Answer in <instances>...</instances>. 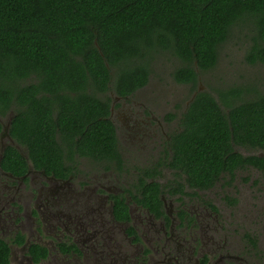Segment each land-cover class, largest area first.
Instances as JSON below:
<instances>
[{"label":"trees","instance_id":"trees-1","mask_svg":"<svg viewBox=\"0 0 264 264\" xmlns=\"http://www.w3.org/2000/svg\"><path fill=\"white\" fill-rule=\"evenodd\" d=\"M247 17L258 40L246 59L264 64V0H0V115L12 111L7 132L22 148L7 144L1 166L65 176L77 158L113 160L110 91L124 95L145 84L149 59L169 50L181 61L174 80L194 87L171 136L170 166L201 189L246 165L264 176V156L236 150L264 149V94L234 102L238 90L218 91L221 106L195 88L230 27ZM141 185L139 200L161 214L159 184ZM116 207L126 214L122 202ZM8 255L0 243V264H10Z\"/></svg>","mask_w":264,"mask_h":264},{"label":"rangeland","instance_id":"rangeland-1","mask_svg":"<svg viewBox=\"0 0 264 264\" xmlns=\"http://www.w3.org/2000/svg\"><path fill=\"white\" fill-rule=\"evenodd\" d=\"M257 40L258 32L252 18L247 17L235 22L230 27L226 39L218 47L215 65L199 73L195 88L211 92L221 106L224 105L217 95L218 91L238 90L239 94L234 97V102L256 98L264 94V64L260 62L250 63L246 59L247 52ZM149 61L151 71L148 83L133 95L134 103L126 102L124 104V101L117 99L116 96H113L111 100V102L115 101L111 118L119 127L118 131L124 141L121 145L126 154L135 158H146L150 153L154 157L158 155L161 146L165 144L163 139L168 136V132L172 130L171 127L175 126V123L167 119L165 114L175 112L179 116L180 111L185 109L194 95V87L174 80L173 71L181 64V61L169 50L154 53ZM117 103H120V106L115 108ZM142 118L146 122L144 124L146 128L139 126L136 134L124 127H133V121L137 123ZM5 119L3 118V120ZM130 134L135 137L134 140ZM236 150L242 154L262 153L264 155V150L242 149V147H236ZM95 164L94 162L89 163L87 160L81 161L80 173L75 175L76 177L72 179L71 183H68L71 188H74L71 193L72 196H76V192L80 190L78 181L88 182L90 185L95 184L96 181L106 184L102 179L111 180L113 178L110 172L99 171L98 168L94 167ZM132 167L133 163L128 162L129 171L132 170ZM245 175L249 180L244 179L243 176ZM164 176L169 177V171L165 170ZM259 177L258 172L241 171L230 185L225 183V178L221 179L214 188L199 192V197L193 198L190 195H185L180 202L178 198L164 196V208L172 217L173 237L179 242L175 243L179 255L178 264H201L198 260L203 254L209 258V262L206 264H264V181H251ZM41 184L47 186L41 188ZM122 184L124 182L120 181L119 185ZM24 188L39 190V200L41 201L49 197L53 203L49 202L46 205L49 208L67 202L57 192H70L66 184H59L43 178L39 173L34 174L33 181ZM90 188V186H86L84 192H89ZM225 195L234 197L236 202L227 201L228 198L225 199ZM202 201H210L215 207H218L219 212L214 213ZM181 205H184L187 211H192L195 219L197 216V223L191 231L190 228H183L178 224L176 214ZM107 207V202L104 203L99 199L93 201L92 198H89L83 209L85 218H82L85 221L83 224H87L88 229L98 231L97 236L104 249L106 250V245L110 246L106 254L100 248L90 245L89 252L80 260L74 258L62 260L59 258L56 263H53L49 258L41 264H137L134 257L139 256L140 246L132 244L126 248L128 239L121 233L120 227L117 230L118 234L123 236V240L120 235L110 238L111 232L104 231V227L108 225L107 222L100 226L90 224L89 220L93 218L99 220V223L100 219L106 221L108 217ZM136 211L137 209L132 210L131 222L137 225L142 244L150 248V241L147 239L149 235L143 228L148 226L159 228L160 221L141 212L142 216L140 217L142 219L143 216H146L143 219L145 221L144 226H142L137 220ZM80 222L79 218L73 217L71 225L80 228ZM244 231L256 235L258 239L257 249L246 242L245 238L242 239ZM94 233L90 237L94 236ZM45 235L46 233H42V240L48 241L49 238ZM171 242L174 241L171 240ZM151 243L156 244L158 242L151 241ZM192 248L194 249L192 250ZM20 254V252L14 254V262L18 263L16 255ZM150 254L153 255L150 264H157V254L153 252ZM19 264H28V262L22 260Z\"/></svg>","mask_w":264,"mask_h":264},{"label":"flooded vegetation","instance_id":"flooded-vegetation-1","mask_svg":"<svg viewBox=\"0 0 264 264\" xmlns=\"http://www.w3.org/2000/svg\"><path fill=\"white\" fill-rule=\"evenodd\" d=\"M147 83L148 81L128 94L118 95L112 90L109 95L111 100L113 96H116L117 99L123 100L124 104L126 102L134 103L133 95L140 89L144 88ZM114 104L115 101L110 102L108 115L110 121L114 125L115 135L117 138L118 156L114 157L113 160L98 161L91 158L80 157L76 159L77 168H73L72 172L65 176H56L54 174L45 173L43 170L36 169L30 164L24 172L14 173L10 170L4 169L0 163V243H3L8 247V258L10 264H19L22 260L27 261L28 264H41L49 258H51L53 263H56L59 258L62 260L65 258L80 260L86 253L89 252L90 245H92V247L94 246L96 248H100L102 251H105L106 254V251L110 249V246L106 245L107 248L105 250L103 244L100 243L99 237L97 236L98 231L95 229L92 231L88 229L87 224H83V222H85L82 219L85 218L83 209L89 198H92L93 201H97L99 199L104 203H108V207L106 209L108 217L106 221L100 219L99 223V220L93 218L89 220L90 224L92 223V225L100 226L103 225L104 222H107L108 225L104 227V231L108 230L111 232L110 238L120 235L123 240V236L118 234L120 227L121 233L126 239H128L126 248H129L132 244L140 246L139 256L134 257L137 264H150V260L153 258V255L150 254L151 252L157 254V264H178L179 255L175 243L179 242L178 239L173 237V229L171 225L172 217L168 215L166 209L164 208V196L178 198L180 202H182L185 195H190V197L193 198L199 197V192L208 191L214 188V186L221 179L225 178V183L230 185L241 171L247 172L248 170H251V172H258L260 177L251 181H264V176L257 168L252 165H246L242 169L234 170L233 174H222L219 181H216L215 184L209 188L201 189L189 186L184 180L183 172L170 166L171 136L180 130L182 113L185 109L180 111L179 116H177L175 112H167L165 114L167 119L175 123V126L171 127L172 130L169 131L168 136L163 139L165 144L161 146V149L156 157L151 156V153L146 158H135L134 156L126 154L124 147L121 145L124 141L118 131L119 127L111 118ZM119 106L120 103H117L115 108H118ZM11 114L12 111H10L8 116L7 114L0 115V159L2 151L7 144H12L20 151L22 150V148L13 141L7 132ZM3 118L6 119L3 120ZM145 123V120L142 118L137 123L133 121V127H124L136 134L139 126L146 128L144 126ZM130 136L133 140L135 139L132 134H130ZM243 148L245 147H242V149ZM257 155L264 156L262 153ZM82 160H87L89 163H96L94 167L98 168L101 172H110L113 178L111 180L107 178L102 179L106 184L96 181L95 184L90 185L88 182L83 183L78 181V188H80V190L76 192V196H72L71 193L74 188H71L68 183H71L72 179L76 177L75 175L80 173V163ZM128 162L133 163L132 170L130 171L128 169ZM88 168L93 170L90 167ZM165 170L169 171V177L164 176ZM36 173L41 174L43 178L48 180L59 184H66L70 192L59 191L57 194L67 202L55 205L53 208H49L46 206L49 202L52 203L49 197H46V199L41 201L39 200V190L25 189L24 187L33 181V175ZM120 176H122V179H120ZM243 177L244 179L249 180L246 175ZM127 178H129V180H127ZM142 180H146L148 182L155 181L159 184L160 190L158 192V196L160 199L161 214H156L151 211L148 206L144 205L142 201L139 200V198L143 195L141 185ZM120 181L124 182V184L119 185ZM45 186L47 185L41 184V188H44ZM86 186L91 187L87 193L84 192V188ZM224 198H228L227 201L236 202L234 197H228L225 195ZM120 202L126 206L124 210L127 215H123V213L117 210L116 206L120 204ZM202 202L214 213L219 212L218 207H215L210 201ZM135 209H137V220L142 226H144L145 221H143V219L146 216L160 221L159 228H150L149 226L143 228L149 235L147 239L150 241V248H147L142 244V238L139 235L137 225L134 222H131L132 210ZM141 212L146 214V216H143V219L140 217L142 216ZM176 216L178 218L179 226L183 228H190V231L197 223V216L195 219L192 211H187L184 208V205H181L180 208H178ZM73 217H77L81 220L80 228L75 225H71ZM42 233H46L49 238L48 241L45 239L42 240ZM93 233L94 236L90 237ZM244 238L245 241L250 243L254 249L258 248V239L254 233H246V231H244L242 233V239ZM171 240L174 242H171ZM151 241H157L158 243L152 244ZM193 249L194 248H192V250ZM39 250H43L45 254ZM38 251L40 253H38ZM16 252L21 253L20 255H16L18 263L13 261V256ZM208 260L209 258L203 254L198 261L201 264H206L209 262Z\"/></svg>","mask_w":264,"mask_h":264}]
</instances>
